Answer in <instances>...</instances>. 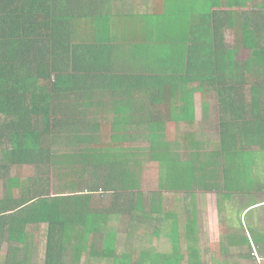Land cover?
Instances as JSON below:
<instances>
[{
	"label": "trees",
	"instance_id": "obj_1",
	"mask_svg": "<svg viewBox=\"0 0 264 264\" xmlns=\"http://www.w3.org/2000/svg\"><path fill=\"white\" fill-rule=\"evenodd\" d=\"M112 3L0 0V248L8 247L0 264H30L31 228L42 226L48 231L45 264H82L85 255L83 264H210L195 207L207 194L217 197L224 220L223 254L245 248L252 255L253 244L261 254L264 228L250 215L264 204V196L253 198V192H264L258 165L264 162V4L255 15L219 12L213 3L199 22L198 4L181 9L191 18L185 24L181 17V34L170 33L166 21L163 29L146 33L147 41L133 35L134 45L121 54L147 61L158 50L167 63L154 68L141 61L117 65L116 52L96 30L97 16ZM224 22L233 28V45L226 43ZM242 51L248 57L241 62ZM196 86L215 95L220 149L186 162L182 142L196 144ZM202 109L207 122L210 104ZM105 130L112 132L111 142L103 141ZM136 135L148 145L133 154L122 144ZM138 155L157 163L158 191L144 195L140 189L131 167ZM28 168L34 174L27 178ZM51 179L54 195L48 193ZM168 196L174 203L183 197V207L166 209ZM181 209L189 215L185 250ZM114 217H128L129 236L149 234L155 225L134 256L117 254L107 229ZM159 231L168 237L167 251Z\"/></svg>",
	"mask_w": 264,
	"mask_h": 264
},
{
	"label": "rangeland",
	"instance_id": "obj_2",
	"mask_svg": "<svg viewBox=\"0 0 264 264\" xmlns=\"http://www.w3.org/2000/svg\"><path fill=\"white\" fill-rule=\"evenodd\" d=\"M195 3V0H182L181 9L185 8V10H188L189 8L193 7ZM206 6V5H204ZM256 6V8H255ZM180 8V6H178ZM246 10L244 9L243 12H249L254 11V14H259L261 11V7H259L258 3L255 5H245ZM257 9V10H256ZM187 11H185L186 13ZM227 41L233 42V35H226ZM233 45V43L231 44ZM241 56H245V52L242 53ZM199 87L196 86L194 89V101L196 106V123L193 128V132L195 134V145L194 148H190L188 143L182 142V148L180 150L181 152V158L183 161H193L195 162V154H199V160L201 158L202 151L205 150H219L220 149V142H219V130L218 126L216 124L217 119V112L215 109V95L214 93L209 92L208 94H202L198 91ZM210 104L209 109V115L210 118L206 122L202 118V107L205 104ZM172 129L174 128V124L171 125ZM131 133V132H130ZM129 136H134V134H130ZM111 135L112 132L110 130H105L103 133V141H110L111 142ZM169 141H171L169 139ZM148 145V142L143 141V137L141 135H136L134 137V140L129 143L122 144L125 148H131V152L133 154H137L139 152V148L145 147ZM0 154L1 151H0ZM1 156V155H0ZM139 158L137 159V163H132L131 167L133 171H136V173L139 174V183H140V189L144 193V195L148 194L150 191H158L157 189V181L159 177L158 172V165L157 163H149L147 161H144L143 156L138 155ZM145 163H144V162ZM34 174V170L31 169H24L23 175L24 177H30ZM17 176V172L12 173V176ZM53 176V174H51ZM50 178V176H49ZM66 182L64 179L63 181H59V183L62 185ZM56 184L55 180L51 179V186L48 188L49 195H54L56 192V188H54V185ZM60 186V185H58ZM2 187V183L0 182V188ZM57 193V192H56ZM260 192H253V198L258 199ZM50 197V196H49ZM15 198L17 201L21 200V194H19V191L15 192ZM0 199H4L3 191L0 190ZM183 197L176 200L180 203H174V201L171 199L170 196L166 198L165 202V208L166 209H172V208H180L183 207ZM105 202L107 203V198L105 199ZM240 205L242 207L244 204V199H241ZM262 206V204H260ZM146 211H150L148 207H150V204H146ZM195 207L196 212H198L200 216L201 221V227L206 232V236L203 239V242L206 243V246H208V255L205 256V259L207 262L211 264V262L214 259H221L224 261V263H232V260L236 264H264V260L262 258V255H264V250L260 254V250L254 246L253 244V251L254 253L250 255L245 248L240 250L232 249V252L230 255L223 254L221 251V237L222 233L226 228L223 224V218L219 215L218 212V206H217V197L215 195L207 194L205 196H199L198 199L195 201ZM253 210V209H252ZM182 211V209H181ZM252 213V214H251ZM250 214V220L253 224H256L259 228H264V206L261 208L255 207V211L251 212ZM263 213V214H262ZM179 218L181 220L180 223V234L182 235L181 244L182 249L185 250V241H184V227L186 220L188 221L189 215L186 217L184 214V211L179 212ZM128 217L121 218L118 217L117 219L111 218L109 223H107V229H109V234L111 239L116 240V248H117V254L123 255V256H134V251H141V241L144 243L148 239V235L153 234V229L155 228V225L149 228V234H142L138 236H129L127 233L128 228ZM32 232H34V238L35 242L33 243V246L31 247V258H30V264H45L46 259V247H47V226H42L37 229H32ZM160 232V231H159ZM145 237V238H144ZM158 238L162 241H160L162 246V251H167L169 248V241L168 237L165 235L164 232H160V235ZM5 244V243H3ZM22 247V246H21ZM257 248V249H256ZM0 258L7 255L8 247L4 246L0 248ZM169 250V249H168ZM23 256V255H22ZM25 257V256H23ZM87 255L84 256V259L82 260V264L85 262V258ZM21 260H24L23 258ZM69 262V260L67 261Z\"/></svg>",
	"mask_w": 264,
	"mask_h": 264
},
{
	"label": "crops",
	"instance_id": "obj_3",
	"mask_svg": "<svg viewBox=\"0 0 264 264\" xmlns=\"http://www.w3.org/2000/svg\"><path fill=\"white\" fill-rule=\"evenodd\" d=\"M169 1L171 2L168 3ZM181 1L182 0H95V4H110L113 2L112 9L106 8L99 16H97L99 24L96 26V30L101 31L102 34L105 35L102 41L111 44L112 47L109 48V50L111 49L116 52L112 57L117 58V62H119L117 65L141 66L140 61L143 66L150 65V67L154 68H159V66L165 65L167 62L161 53H158L157 46H155V50H157L155 51L156 56L151 60L149 58L147 61L144 59L140 61H131V55L126 52L123 54L121 53L127 47L134 45L132 38L133 35L140 36L139 42L147 41L145 36H148L149 34L146 33L163 29V23L166 21L168 23L167 28L171 29L170 33L181 34L179 26L180 20L182 19L181 17L185 19V24H188L191 19L188 14L182 12L181 8L176 6L179 5L181 7ZM213 3L219 5V8L217 9L219 12H234L235 14H239L242 13L244 9L246 10L245 5H255L256 3H258V5H263L264 0H195L194 5L202 4L200 9L198 8V10L194 12L195 19L198 17V20L196 21H200V15L206 13L207 7ZM170 4H174L175 7H170ZM227 4L233 5L234 9H227ZM203 5H206L207 7ZM173 21H176V25L173 24ZM151 28L152 30H150ZM223 28L226 43L231 45L233 42L231 43L227 41L226 35L232 34L234 39L233 28L229 27L226 22H224ZM154 33L158 34V32ZM115 47L118 48V51ZM243 52H245V56H241ZM247 57V51H242L239 59L242 62ZM173 65H177V63H173ZM255 150L258 152L259 148H256ZM258 165H262V172L264 170V162L261 163L258 161ZM262 178H264V176H262ZM261 196H264L263 189L259 194V197ZM263 206L264 204H262V206L259 204L256 209Z\"/></svg>",
	"mask_w": 264,
	"mask_h": 264
}]
</instances>
